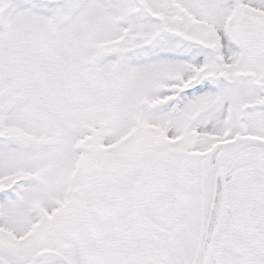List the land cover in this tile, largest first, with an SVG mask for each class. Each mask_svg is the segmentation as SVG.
Here are the masks:
<instances>
[{
	"label": "snow or ice",
	"instance_id": "6c2138e0",
	"mask_svg": "<svg viewBox=\"0 0 264 264\" xmlns=\"http://www.w3.org/2000/svg\"><path fill=\"white\" fill-rule=\"evenodd\" d=\"M0 264H264V0H0Z\"/></svg>",
	"mask_w": 264,
	"mask_h": 264
}]
</instances>
